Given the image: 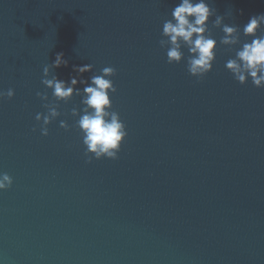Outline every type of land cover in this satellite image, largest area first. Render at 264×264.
Instances as JSON below:
<instances>
[{"label": "water", "instance_id": "95a60500", "mask_svg": "<svg viewBox=\"0 0 264 264\" xmlns=\"http://www.w3.org/2000/svg\"><path fill=\"white\" fill-rule=\"evenodd\" d=\"M178 2L0 0V90H14L0 99V172L12 177L0 264H264V88L224 67L234 52L214 17L211 71L197 81L184 60L167 63L159 40ZM208 3L241 27L264 13V0ZM59 51L65 81L72 65H93L85 79L116 69L117 159L85 157L77 95L41 135L35 115L54 99L42 70Z\"/></svg>", "mask_w": 264, "mask_h": 264}, {"label": "clouds", "instance_id": "9594fccd", "mask_svg": "<svg viewBox=\"0 0 264 264\" xmlns=\"http://www.w3.org/2000/svg\"><path fill=\"white\" fill-rule=\"evenodd\" d=\"M230 15V13H228ZM171 18L163 22L159 45L166 50V62L179 64L185 61L189 75L201 80L213 67L218 41L209 28H220L223 35L219 44L227 46L226 50L234 55L225 61L224 67L240 84L249 79L254 87L264 88V13L251 15L242 25L224 23V15L217 14L208 0H179L170 13ZM242 37H251L250 40ZM185 50L187 54L185 53ZM68 66L63 51L55 53V59L43 66L41 83L52 90V101L45 103L46 113H36L35 120L41 121V135L48 134L46 127L51 120L60 116L58 101L67 103L73 95L81 97L82 107L71 109V115L78 117L74 127L81 135L85 146L84 155L88 161L92 158L117 159L121 143L127 135L126 126L119 113L112 108L110 93L116 88L110 77L116 69L105 66L100 74H93L87 79L81 74L91 72V63L72 65L71 75L67 81L58 78L55 69ZM77 84L83 88L76 87ZM14 90H0V99L11 98ZM42 100H48L47 93H36ZM60 127L68 129L66 121L61 120ZM35 130V129H33ZM12 184V177L7 172H0V190Z\"/></svg>", "mask_w": 264, "mask_h": 264}]
</instances>
